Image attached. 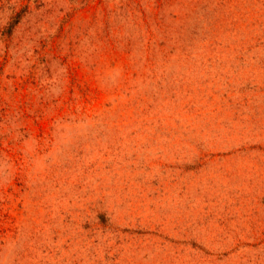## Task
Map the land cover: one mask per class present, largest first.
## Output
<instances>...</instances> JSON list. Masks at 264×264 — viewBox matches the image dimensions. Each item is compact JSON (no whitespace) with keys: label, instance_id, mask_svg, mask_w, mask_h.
<instances>
[{"label":"rangeland","instance_id":"374dc122","mask_svg":"<svg viewBox=\"0 0 264 264\" xmlns=\"http://www.w3.org/2000/svg\"><path fill=\"white\" fill-rule=\"evenodd\" d=\"M0 264H264V0H0Z\"/></svg>","mask_w":264,"mask_h":264}]
</instances>
